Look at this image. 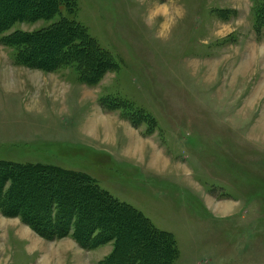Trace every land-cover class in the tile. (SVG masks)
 <instances>
[{
  "label": "rangeland",
  "instance_id": "obj_1",
  "mask_svg": "<svg viewBox=\"0 0 264 264\" xmlns=\"http://www.w3.org/2000/svg\"><path fill=\"white\" fill-rule=\"evenodd\" d=\"M76 1L75 18L120 67L89 85L76 65H18L2 37L51 22L0 32V161L90 175L175 235L176 264H264V16L255 9L264 0ZM102 98L131 101L156 127H135ZM90 118L96 129L104 118L169 146L173 170L149 175L124 157L125 135L117 146L88 136ZM231 199L243 205L225 213ZM16 218L0 212V264H95L113 250V243L86 250L71 237L48 240L32 230L42 241L31 254L10 227ZM22 223L19 234L29 238Z\"/></svg>",
  "mask_w": 264,
  "mask_h": 264
},
{
  "label": "trees",
  "instance_id": "obj_2",
  "mask_svg": "<svg viewBox=\"0 0 264 264\" xmlns=\"http://www.w3.org/2000/svg\"><path fill=\"white\" fill-rule=\"evenodd\" d=\"M256 8L258 19H263L264 2ZM77 10L76 0H0V32L18 22H51L33 32L13 31L1 42L15 49L18 65L44 70L76 65L80 80L96 85L120 66L75 18ZM263 27L254 29L260 35ZM109 100L102 98L104 108L122 111L135 127H156L155 118L131 101H113L111 105ZM150 128L146 135L152 134ZM0 212L19 217L48 240L71 237L86 250L113 243L111 253L97 264H175L180 257L172 232L158 228L142 211L120 201L83 172L42 163L0 161Z\"/></svg>",
  "mask_w": 264,
  "mask_h": 264
},
{
  "label": "crops",
  "instance_id": "obj_3",
  "mask_svg": "<svg viewBox=\"0 0 264 264\" xmlns=\"http://www.w3.org/2000/svg\"><path fill=\"white\" fill-rule=\"evenodd\" d=\"M263 64H264V61H263ZM259 73H261V72L260 71L256 72V74H258V75H259ZM112 114H114V113H112ZM110 116H114V115H110ZM105 121L106 120H104V118H103V121L102 120L100 122L97 121V126H99L101 129L100 128L96 129V128L92 127L93 126V125H91L92 118H90V122H89V125L87 128L88 136H90L91 138L96 139V140L99 139L101 142L108 143L109 145L111 143H115L117 146L120 137L121 136L124 137V135H125V137L130 141L129 142L130 146L128 149L126 148L123 151L124 157H126L129 160H131V159L134 160L136 162V165L144 166L146 173H149V175L155 176L157 178H164L165 176H168V175H161L159 173L155 174L153 172V170H158L160 173H162V171H163L162 168L166 167L164 170H165V172L167 171V174H169L173 170L172 168L174 167L176 159L172 156V152H170L171 150L169 149L170 148L169 146H167V145L164 146V145L159 144L155 139H153L151 137L149 138L148 136H145L144 133L142 134V133H140V131H137L138 132L137 133L138 139L135 138L136 136L132 135V131L130 130V128L128 127L127 124L123 123V125H122L123 129L120 131V130H116V128L114 129L113 126L111 127V124H108ZM126 132L130 136H127ZM159 168H161V169H159ZM238 204L242 206L243 202H240L237 200H232V199L228 200V201H226V205H223L226 208L224 209L222 206V211H225V213H226L229 210L230 214H231V213H233V212H231L232 206L238 205ZM20 224L21 225L23 224L20 218H16L15 220L12 219L10 227H11V229H14L16 231L15 234H16L17 238H19L20 240H24L26 242V244L29 247L28 248L29 252L31 253L34 250H36L37 248H39L38 246L41 245L40 241H42V238H40L38 235H37L38 236L37 237L36 233H34L32 231V229H30V227H28V226H27V228L29 230L28 231V237L29 238L21 237V235L19 234L20 230L22 231V228H19ZM103 258L96 261L95 264H97Z\"/></svg>",
  "mask_w": 264,
  "mask_h": 264
},
{
  "label": "bare ground",
  "instance_id": "obj_4",
  "mask_svg": "<svg viewBox=\"0 0 264 264\" xmlns=\"http://www.w3.org/2000/svg\"><path fill=\"white\" fill-rule=\"evenodd\" d=\"M223 208L225 209L226 207H225V206H223ZM221 209H222V207H221Z\"/></svg>",
  "mask_w": 264,
  "mask_h": 264
}]
</instances>
